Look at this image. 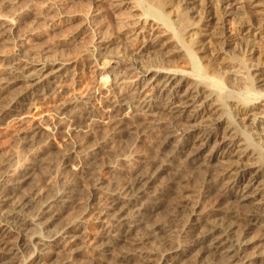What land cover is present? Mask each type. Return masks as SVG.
I'll return each instance as SVG.
<instances>
[{
	"label": "bare ground",
	"instance_id": "obj_1",
	"mask_svg": "<svg viewBox=\"0 0 264 264\" xmlns=\"http://www.w3.org/2000/svg\"><path fill=\"white\" fill-rule=\"evenodd\" d=\"M232 1L133 0L136 20L119 23L110 37H99L102 27L94 16L79 27L75 35L93 34L84 56L109 79V110L101 119L90 121L91 133L84 137V143L70 145L73 157L69 153L63 156L57 170L62 193L54 191L51 182L33 184L25 191L32 169L18 164L10 170L12 157L0 165V264H89L77 259L80 251L74 248L84 240L79 224L94 210H98L103 227L96 246L100 264H180L189 251L195 252L191 264H256L258 248H264V134H258L257 143L250 142L251 134L242 132L234 120L249 115L264 119V92L256 90L264 82V68L250 72L240 57L254 50L249 36L255 20L233 12ZM66 2L57 0L46 8L45 19ZM199 2H203L201 13ZM111 7L112 14L123 8L121 4ZM228 23L234 24L235 38L226 31ZM18 24L0 19V40L13 38ZM145 26L156 28V41L140 38ZM28 37L21 36L10 54H0V102L5 92L24 85L5 105L0 104V123L12 113L21 115L19 109L35 105L41 95L53 98L62 93L60 83L51 79L63 78L65 63L45 60L42 56L47 52L43 51H35L38 59L32 58L26 48ZM243 37L246 45H242ZM112 46L119 50L116 57L107 53ZM167 49L178 50L186 66L179 69L168 64L164 58ZM217 54L225 56V69L233 62L244 71L241 89L220 72L222 66L218 70L219 63L212 64ZM157 56L161 61L155 60ZM95 97L96 93H89L83 97L85 102L74 99L68 104L72 110H59L44 127H53L50 135L54 139L71 135L89 120L84 115H90ZM227 109L232 115L226 114ZM125 110L130 111L128 116L121 114ZM254 122L252 128L262 130L264 121ZM41 130L40 126L31 127L18 139L34 146L40 143V136L32 142L28 136H37ZM148 133L147 153L135 162L122 161L119 168L109 166L115 180L103 186L96 173L98 155L116 140ZM87 139L93 140L96 148L76 156V149ZM49 146L45 143L31 154L35 166ZM199 161L201 169L189 174L190 167ZM68 163L80 168L72 178L64 172ZM162 174L168 178L158 186ZM79 181L91 188L81 190ZM103 190L99 202L96 192ZM165 203L168 211L158 217ZM61 219L64 221L57 225ZM36 227L44 232V239L30 236ZM52 244L57 248L65 244L54 262L50 261L55 252L44 250ZM32 252L37 253L35 257Z\"/></svg>",
	"mask_w": 264,
	"mask_h": 264
},
{
	"label": "rangeland",
	"instance_id": "obj_2",
	"mask_svg": "<svg viewBox=\"0 0 264 264\" xmlns=\"http://www.w3.org/2000/svg\"><path fill=\"white\" fill-rule=\"evenodd\" d=\"M56 1L57 0H0V19L8 20L13 23L16 21L17 23H19L17 25L18 28L15 30V34L12 36L13 38H4L3 41L0 40V54H10L13 51V46L18 41V39L21 36L28 35L29 41L26 48L31 51L30 53L32 55V58L34 57V59H38L37 53L39 51L47 52L42 56V58H44L45 60L48 59L56 60L62 63L64 62L66 67V71L61 72V75L63 76L62 79H51L52 82L56 81L55 84L60 83L62 91L60 96H53L52 98L49 96L41 95L39 101L35 103V105H32L31 107L26 106L22 109H19V112L22 113L21 115L12 113L8 117L6 116L7 118H4L3 122L0 123V165H3V163L6 162V159L12 157L11 165L13 167L10 166V170H15L18 164H23V166L30 167L32 169V171L29 172V175L26 179L27 182L23 187L25 191L29 190L31 186H33V184L42 186L46 185L47 182H51L50 184L54 187V191L62 193L63 189L59 186L57 180V170H59L62 165L63 156L66 153H69L73 157V149L70 145L72 143L76 144L85 141L84 137L87 134L91 133L90 121L101 119L102 116L106 115L109 110V105L106 102L112 94L110 89L107 88V81L109 79H106L103 75H100V71L98 70V67L95 65V63L89 61L88 57L84 56V52H87V50L90 49L93 34L90 32H86V34L77 36L75 35L76 31L85 26L88 20L94 16L95 18L93 19L96 20V22H98V24L102 27V29H99V31L101 30L102 32L99 37H104V35L106 34L107 36L109 34L110 37L111 33L116 30L119 23L133 22L138 16V12L133 9V0H65L69 2H66L65 5L62 6L61 9L59 8L60 10H58L57 12L50 13L49 19H45L44 13L46 8L53 7ZM252 1L253 0L232 1V11L234 10L233 12L236 11V13H238L239 15L244 14L250 16L255 20L254 27L251 29L249 36L250 45L253 46L254 50H252L249 54H240V57L244 58L245 65L250 72H254V70L258 68H264V30L262 29L264 27V0H257L255 2L253 1V3ZM202 3H198V5H200L197 9L199 10V13H201L203 9ZM114 4H121L123 8L120 12L112 14L111 6ZM129 15H133L134 17L128 18L130 17ZM52 17L56 18L53 19ZM141 19L140 21H142ZM204 25L207 27L209 26L206 21L204 22ZM210 27L211 26H209L208 29ZM155 29V27L150 28V26H145V31H142L143 34H140V38L141 36H146V39L144 40L150 39L156 41V37L159 35L158 31H156ZM234 29L235 28L233 23H228V25H226L227 33H232L233 38H235L236 35ZM138 31H140V29ZM73 37L78 38L75 41L73 40ZM132 38L134 39L135 36L131 37L130 39ZM245 39L246 37L242 38V40L244 41H242V45L247 44V41ZM138 42H141V40L139 41L138 39ZM163 42L164 41L162 40V43ZM226 49L229 50V48ZM118 51V48L112 46L109 48V51L107 53L110 56L116 57ZM166 52L167 53L166 55H164V58L166 61H168V64L177 66L179 69L186 66L185 59L178 56V50L176 51L174 49H167ZM167 55H171V58H169V56ZM218 55L219 54L216 55V57L218 58L215 57L217 60H215L216 63L213 62L212 64L214 66H218L216 64L219 63V66L217 67L218 70L219 67L222 66L220 72H223L224 76L230 77L232 83L237 87H240L239 89H241V86H243V82L245 79L244 71L240 70L233 62V65L231 64V68L225 69L223 67V65L225 64V56L223 54H220L219 56ZM157 57L158 58H156L155 60L161 61L162 58L159 59V57L161 56ZM202 63L203 65H206V61H204V59L202 60ZM162 71L167 72L166 70ZM22 87H24V85L18 84L9 91L5 92L2 96V98L4 99H2L0 104L5 105L6 101L12 98L15 93L22 89ZM256 90L264 92V82L258 84ZM223 92H225V90ZM89 93H96L95 101L92 102L93 109H91L90 115H84L85 120H87L86 117L89 118V120L78 127L79 129L77 128L75 130L76 132L74 131L73 133L70 131L71 135H57L54 139L50 135V129H52L53 127H50V129H48L45 128L43 124L45 123L47 125V123L51 121L53 116L57 112H59V110L64 109V112H69L70 110H72L73 106L68 104H72L74 99H78V102H85L86 100L84 98ZM251 98L252 97L249 96V99ZM149 101L150 99H147V102ZM259 101H261V99L256 102ZM228 110L229 109H227V111ZM125 111H123L121 114L123 116H128L129 110ZM226 114L232 115L230 110L229 112H226ZM14 117L17 119H15ZM242 119L243 118L236 117L234 121L239 125V129L242 132L251 134L249 135L251 139L250 142L257 143V138L259 136L258 134H264V126H261L262 130L260 129L259 131H256L252 128L251 121L255 120L254 123H256L257 121L263 122L264 119H254L251 115L243 120ZM34 126H40L42 127V130L37 136L32 133V137V135L30 134V137L28 136V141L32 142L34 141V139L39 138L40 136V140L36 139L39 140L40 143H37L36 145L31 147L30 145L28 146L22 144L18 139L19 135ZM105 134L106 133L104 132V135ZM148 136H150L149 133L146 134L145 137L133 136V138H121L119 141L116 140V142L110 144L107 150L101 152L98 155L99 159L97 160L96 164V173L98 174L97 177L100 178L101 181H103V186H108L109 182V184H111L115 180L113 174H111L108 170L109 166L119 168V164L122 161L127 160L135 162L138 156H143L147 153L146 150L149 146ZM138 138L140 141L138 140ZM87 140L84 146L76 149V156H83V154L85 153L89 154L94 151V149L96 148L95 143L93 142V140ZM136 140L138 141L136 142ZM99 142H101V139L99 140ZM45 143H48V146H50L45 149L46 153L40 154V163H37V165L35 166V162L33 163L30 160V156L35 152H39L41 150V146H43ZM174 145L175 144H173L172 147ZM211 147L213 148V146ZM211 147L205 151L204 155L210 152ZM200 163L201 162L199 161L196 165L191 166L188 170L189 174L195 173L196 171H198V168L201 169V167H199ZM69 164L70 163H68L66 166L64 165V172L67 177L72 178L73 176H75V170L80 168H78V164H70V166ZM167 178L168 176L166 174H162L160 176V179L156 182V185L159 186L161 182H164ZM79 182L80 184H78V186L81 190H89L91 188L89 184L85 183V181ZM104 191L105 190L101 191L102 193L100 191L96 192L99 197V199H97L98 197L96 199L99 202L102 201ZM98 201H95V203H97ZM99 202L98 205H101V203ZM96 211L94 213L92 212L93 214L90 213L88 216H86V218L81 221L82 224H79L82 227V231L84 233V240L82 242H78V245L74 248L80 251V253L77 254V259L85 260L89 264H100V262L98 261L99 257L97 256L96 246L101 242L98 237H100V233L103 230V227L100 223L102 220H100V217ZM167 211L168 205L165 203L164 207H161L158 210V217L163 216ZM72 214L74 216V211L70 212L71 216ZM27 217V219L32 221L30 215H27ZM62 221H64V219L56 222V224L58 225ZM256 234L257 232H254L253 235ZM30 236L33 238H38L40 236L42 239H44L46 235L44 234V232L42 233V231H38L36 227L34 228ZM11 240L14 241L15 239ZM63 245L61 244L60 248H57L55 247V244H52L49 249H44L45 253L48 252L47 250H53L55 252V255L51 257L52 260L50 262H54L59 259L61 246ZM33 254V256L35 257L37 253ZM257 254L260 258L258 259L256 264H264V248H258ZM29 256L30 254L25 257L26 262H30V260L28 259ZM194 256L195 252L189 251L181 260L180 264H191L194 261Z\"/></svg>",
	"mask_w": 264,
	"mask_h": 264
}]
</instances>
